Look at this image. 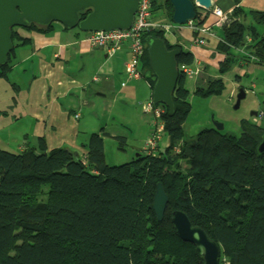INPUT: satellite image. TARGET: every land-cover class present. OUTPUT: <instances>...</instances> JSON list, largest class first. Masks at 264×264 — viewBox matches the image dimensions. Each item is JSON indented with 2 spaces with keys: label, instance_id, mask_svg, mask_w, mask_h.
I'll list each match as a JSON object with an SVG mask.
<instances>
[{
  "label": "trees",
  "instance_id": "obj_1",
  "mask_svg": "<svg viewBox=\"0 0 264 264\" xmlns=\"http://www.w3.org/2000/svg\"><path fill=\"white\" fill-rule=\"evenodd\" d=\"M196 11L194 22L203 25L209 11ZM153 12L156 20L158 15L172 22L169 0H153ZM54 23L21 28L46 32ZM261 26L264 11L236 6L221 27L223 41L216 44L222 55L218 75L197 84L194 93L208 97L223 92L224 76L238 62L232 49L243 48L247 36L255 62L263 64ZM148 35L164 37L146 31L142 38L140 71L149 75L153 88ZM26 40L13 28V49L0 76H7L11 54ZM165 40L168 49L177 47ZM179 47L178 66L193 64V53ZM185 79L179 72L174 113L169 115L164 106L168 145L160 151L157 147L156 154L145 152L110 165L105 133L99 132L90 134L84 154L67 146L49 149L45 137L21 152L0 148V264H203L194 245L177 235L171 220L175 209L219 245L220 264H264V126L244 119L240 135L209 127L186 136L184 123L192 108ZM158 182L169 198L161 221L152 206Z\"/></svg>",
  "mask_w": 264,
  "mask_h": 264
},
{
  "label": "crops",
  "instance_id": "obj_2",
  "mask_svg": "<svg viewBox=\"0 0 264 264\" xmlns=\"http://www.w3.org/2000/svg\"><path fill=\"white\" fill-rule=\"evenodd\" d=\"M212 6L221 8L224 13H231L236 6L264 11V0H212ZM212 6L208 9L206 25H212L215 20ZM214 29L220 37L221 28L214 26ZM260 30L264 32V26ZM17 31L27 40L19 43L11 54L7 76H0V147H15V151L21 152L37 137H45L49 149L67 146L84 154L91 133H105L104 148L109 139L122 137L119 142H125L133 134L128 122L133 124L134 117L144 121V116L149 115L142 112L143 116H138L134 106L139 97H142V105L151 99L149 75H142L137 81L127 79V45L111 55L100 48L92 51L85 39L86 33L76 28L67 29L60 23H54L46 32ZM183 34L187 39V46L183 48L191 51L203 66L202 73L191 78L195 88L207 78L218 75V61L222 58L216 49L219 38L208 37L204 45L197 46L192 44L194 34L190 30H184ZM250 41L251 37L242 51L232 49L238 55V62L224 76L225 80L229 74H234V80L239 83L242 76H247L245 66H251L254 73L264 68V63L257 64L250 59L255 55ZM5 85L13 90L11 110L2 99ZM251 87L255 88V84ZM130 108L135 110L134 115ZM255 114L256 111L251 116ZM250 121L254 122L253 118ZM146 122L148 137L151 122Z\"/></svg>",
  "mask_w": 264,
  "mask_h": 264
},
{
  "label": "water",
  "instance_id": "obj_3",
  "mask_svg": "<svg viewBox=\"0 0 264 264\" xmlns=\"http://www.w3.org/2000/svg\"><path fill=\"white\" fill-rule=\"evenodd\" d=\"M169 2L173 9L172 21L181 25L196 19V9L208 10L212 6V0ZM137 8L138 0H0V68L8 63L13 49V28H25L32 24L45 27L58 22L67 29L78 28L83 33L128 29ZM81 13H86V16L81 18ZM145 43L149 68L155 76L151 99L169 108V115H172L173 93L179 78L176 57L182 48L177 46L168 49L165 38L153 35H148ZM245 96V90L240 87L234 108H239ZM215 128L221 131L224 125L215 123ZM260 149H264V139ZM168 200L163 184L158 182L152 203L158 221L164 217ZM171 220L177 235L183 241L193 244L196 252L203 256V264H220L221 249L202 227L194 225L186 213L178 209L172 211Z\"/></svg>",
  "mask_w": 264,
  "mask_h": 264
},
{
  "label": "rangeland",
  "instance_id": "obj_4",
  "mask_svg": "<svg viewBox=\"0 0 264 264\" xmlns=\"http://www.w3.org/2000/svg\"><path fill=\"white\" fill-rule=\"evenodd\" d=\"M156 18H158V20L167 21L163 16L157 15ZM16 28L20 31H24V29L20 27ZM169 42L173 44L172 39ZM244 70L247 71V76H242V79L239 83L234 80V74H229L226 77L225 88L223 92L220 95H211L208 97H202L194 93V80L191 78L185 79V85L190 90L189 100L192 108L187 120L184 123V131L186 136H194L203 128L215 127V123H222L224 125L223 131L226 133L240 135L242 132V120H251L252 112H255L259 109L264 110L262 105V99L264 98V72H261V70H264V68L260 67L256 73H254V70L251 66H245ZM252 83L255 84V88L251 87ZM239 86L245 87L246 96L241 100L239 108H234L237 93L240 88ZM3 88L5 89L2 91L3 103L6 101V106H8L6 108L11 110L13 109V107H11L13 106L11 101V93L13 90H10V88H8L6 85L3 86ZM139 96L142 95L140 94ZM140 100H142V97L137 99L134 106L138 111V116H143V106L141 104L142 101L140 102ZM145 102L146 101H144V103ZM129 111L132 112L133 115L135 114V110L130 108ZM144 117H146L144 118V121H139L134 117L133 124L128 122L130 125L129 130L132 131L133 134L125 142L120 143L119 141L113 139L106 140L105 148L108 164H123L135 159L138 153L145 154L143 149L145 140L147 138L145 129L148 123L146 121H149L150 123L152 119H154V116L149 114ZM258 122L261 126H264V117L258 120ZM149 129L151 128L149 127ZM167 145L168 136L164 132L158 144V151L164 150ZM3 149L5 148L3 147ZM6 150L17 152L15 151V147H7Z\"/></svg>",
  "mask_w": 264,
  "mask_h": 264
},
{
  "label": "built area",
  "instance_id": "obj_5",
  "mask_svg": "<svg viewBox=\"0 0 264 264\" xmlns=\"http://www.w3.org/2000/svg\"><path fill=\"white\" fill-rule=\"evenodd\" d=\"M212 14L215 20L212 25H198L194 20H189L186 24H176L173 21L156 20L153 12V0H138V8L134 16L133 23L128 29H112L110 31H91L86 32V41L89 43L92 51L103 49L108 54H114L127 45L129 48V57L125 63V73L130 81H137L142 78L140 71L141 59L144 54V43L142 38L146 31H156L165 39L173 40V44L186 47L187 39L184 36V30L188 29L194 34L192 40L193 45L202 46L206 43L208 37H217L219 41H223L218 37L214 26L221 28L229 22L230 13H224L221 8L212 6ZM250 40L247 36L246 41ZM233 49L237 50L233 47ZM242 51V49H241ZM251 60H256L254 56H250ZM202 64L198 60H194L193 64H183L179 67L186 78H197L202 73ZM143 112L154 116L151 121V129L144 144V151L147 154H155L159 141L164 131L163 114L165 113L164 105L154 103L149 99L143 103ZM79 114L76 115L78 117ZM264 117V110L259 109L253 117L254 122ZM178 150V148H175Z\"/></svg>",
  "mask_w": 264,
  "mask_h": 264
}]
</instances>
